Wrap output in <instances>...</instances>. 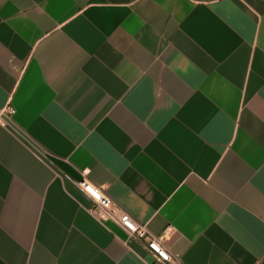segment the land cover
Masks as SVG:
<instances>
[{
    "label": "crops",
    "instance_id": "0c3cea01",
    "mask_svg": "<svg viewBox=\"0 0 264 264\" xmlns=\"http://www.w3.org/2000/svg\"><path fill=\"white\" fill-rule=\"evenodd\" d=\"M8 104L0 264H264V0H0Z\"/></svg>",
    "mask_w": 264,
    "mask_h": 264
},
{
    "label": "built area",
    "instance_id": "2783aa9c",
    "mask_svg": "<svg viewBox=\"0 0 264 264\" xmlns=\"http://www.w3.org/2000/svg\"><path fill=\"white\" fill-rule=\"evenodd\" d=\"M16 112L15 107L6 105L0 109V122L5 123ZM78 185L91 198L89 208L91 214L104 221H113L120 225L131 237L144 245L159 262L171 263L178 259V255L167 244L168 233L155 235L147 224L137 220L124 207L116 202L107 192L104 185H97L89 178V169L83 171V177Z\"/></svg>",
    "mask_w": 264,
    "mask_h": 264
}]
</instances>
